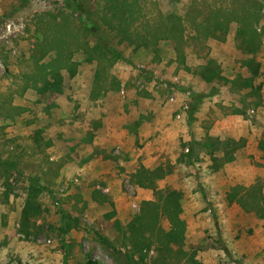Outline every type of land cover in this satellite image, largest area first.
I'll return each instance as SVG.
<instances>
[{
    "label": "rangeland",
    "instance_id": "obj_1",
    "mask_svg": "<svg viewBox=\"0 0 264 264\" xmlns=\"http://www.w3.org/2000/svg\"><path fill=\"white\" fill-rule=\"evenodd\" d=\"M73 1L28 15L0 39V264H86L90 258L97 264H154V245L141 254L126 234L142 202L156 199L154 188L132 180L140 165L147 167L142 160L152 144L159 148L152 153L158 160H149L153 165L148 168L172 167L156 186L181 193L183 249L201 264L243 263V248L226 246L228 255L219 241L225 243L229 229L232 241L254 228L257 237L251 240L264 238L258 232L264 220L228 199L232 187L249 186L263 175L257 144L264 135V0L257 26L260 48L249 55L236 47L237 23H231L222 40L202 39L204 32L195 29L192 17L182 44L179 32L152 30L150 43L136 46L128 22L120 24L128 15L115 12L113 1L83 0V7ZM116 1L120 11L122 0ZM23 2L0 0V34L11 15L33 0ZM192 2L139 0L134 27L140 30L142 24L148 30L169 11L181 17ZM82 19L99 26L124 59L106 54ZM207 59L217 62L223 79L208 82L197 74ZM248 61L257 63L256 74ZM251 88L258 92L252 94ZM189 91L208 95L191 119ZM228 116H239L229 131L222 129ZM152 118L167 122L154 130ZM107 124L126 130L124 145L103 134ZM208 134L222 140L244 138L245 146L235 160L213 170L211 157L190 145ZM8 161L12 169L4 164ZM61 210L68 215L64 220ZM160 224L170 227L166 218ZM94 232L109 242L98 240Z\"/></svg>",
    "mask_w": 264,
    "mask_h": 264
},
{
    "label": "trees",
    "instance_id": "obj_2",
    "mask_svg": "<svg viewBox=\"0 0 264 264\" xmlns=\"http://www.w3.org/2000/svg\"><path fill=\"white\" fill-rule=\"evenodd\" d=\"M111 1L114 2L115 12L121 13L123 18L125 14H122V11L128 15L125 21H120V24L124 25L126 21L128 22L127 25L131 27V29H129V35L132 34V36L137 37L130 41L134 42L136 46H147L151 41L152 30H159L165 34L169 33L170 35H175L176 32H179L180 40L178 44H182V36H184L185 31L188 29L185 24H188L189 18L193 17L195 29L199 28L201 32H204L201 36L202 39L205 37H214L222 40L228 34L231 23H237L239 27L236 31V47L248 55L256 53L260 48L261 34L257 31V26L262 17V0H211L209 3H207L208 0H193V4L185 10L183 16L180 17L173 11H169L165 16L160 18L161 22L150 26L148 30L146 27H143L142 24L139 30V28H135L133 24L137 14L140 12L139 9H136L139 0H134L133 2L120 0L122 2L120 11L118 10L119 8L115 7L119 5L117 1ZM169 1L175 3L177 0ZM73 2V5L83 7V0H74ZM131 3H134L133 6ZM26 4L27 0H24L23 6ZM198 5L203 7L200 8ZM109 10L110 8L106 9V12ZM203 11L205 12L203 13ZM159 16H161V13L158 17ZM120 19L121 18H118V20ZM82 20L95 38L99 40L106 54H109L111 58L116 60L124 59L122 53L106 41L104 35L100 32L99 26L89 19ZM147 23L149 24V21ZM105 24L110 25L109 23ZM148 24L147 26H149ZM145 32L147 34H145ZM196 34L198 33L195 32V36ZM154 39L155 38H152L153 41ZM156 41H154V43H156ZM204 43L205 40L200 41L201 47L206 48ZM244 64H247V61H245ZM248 64L253 68L252 72L256 74L257 63L255 61H248ZM197 74L208 82L216 79H223L220 75L219 65H217L214 59H207L202 65L200 72ZM229 82L231 85H236L234 84L235 81ZM247 86H250V84L242 85V87ZM176 87L180 90L182 89L177 85ZM253 91L258 92V88H254L252 94H254ZM189 95L191 97V103L190 110L188 111V119H191L194 112L197 110L199 101L208 95L192 91H189ZM233 112L241 113L243 111L241 109H234ZM245 142L244 138L235 139L230 137L222 140L208 134L200 143H195L192 140L190 145L197 144L209 155L213 161L212 169L216 170L218 165L235 160L237 152L245 146ZM257 147L261 153V158L264 160V135L259 139ZM4 164H6L9 169L13 168L11 161L4 162ZM262 166L263 175L257 177L249 186L235 185L232 187L230 193H228V199L238 204L244 212L255 214L258 218L264 220V163ZM171 168L172 167L168 164H161L154 168L140 165L132 175L133 182L138 184V186L154 188L156 190V199L142 202L141 212L128 223L126 234L130 239L134 240L131 243L132 247L141 254L144 249H150L151 246L154 245L157 251L154 264H201L196 260L193 253L185 251L182 247L185 234V221L180 216L182 212L180 191L169 187L159 189L156 186L158 180L164 178L171 172ZM25 210H28V204H26ZM60 214L63 220L68 216L62 210ZM161 218H166L169 221L170 227L168 230H165L161 226ZM94 235L100 241L109 242L108 238L99 232H94ZM219 243L222 250L229 255L226 244L222 240H220ZM63 245V249L65 250L64 253H67L65 243H63ZM64 264H67L66 260H64ZM86 264H97V261L90 258ZM133 264L140 263L138 261L133 262ZM238 264L243 263L238 262Z\"/></svg>",
    "mask_w": 264,
    "mask_h": 264
},
{
    "label": "crops",
    "instance_id": "obj_3",
    "mask_svg": "<svg viewBox=\"0 0 264 264\" xmlns=\"http://www.w3.org/2000/svg\"><path fill=\"white\" fill-rule=\"evenodd\" d=\"M261 56V55H260ZM162 116V113L160 114ZM166 118L168 120V115L166 113ZM166 119H161L159 120L161 123H159L158 121L154 120L152 118V122L150 123L152 127H154V130H156V127L159 129L157 124H160V129L163 128V124L165 122H167ZM236 120H239V116L233 117V116H228L225 121L226 123H224V125L222 126V129L224 130H231V129H235L236 125L232 126V124H230V122H235ZM164 130H166V128H164ZM103 134L108 135L107 138L110 139L112 138L110 141L111 142H115L116 144L119 143L121 145L125 144V139L127 137V133L126 130L121 128V126H114L113 124H107L105 125L104 129H103ZM126 136V137H125ZM167 137L169 136H164L162 135L161 138H163L164 140H167ZM124 138V141H122L121 139ZM190 137L184 136V140H188ZM104 141H98L99 144H103ZM150 149H152V152H150V154L143 158L142 162L148 167L157 163V156L152 157V153L154 151L159 150V148H155V145L152 144ZM149 160H152V164L149 163ZM10 228V227H9ZM228 228V227H227ZM258 232H261L262 236H264V223L260 225V227L258 228ZM230 232H232V230L229 229L228 232V238H226L224 241L226 243V246L230 249V245L231 244H235L237 246H239L240 248H243L242 252H244V261L243 264H264V238L259 242H254L251 240V237H257V234H255V232H257V230H255L254 228V233L250 234L249 236L247 235H243L246 236L245 238H243V236L237 240V241H232V239H230ZM227 234V233H226ZM246 234V233H245ZM222 237L224 238L225 235ZM248 237V238H247Z\"/></svg>",
    "mask_w": 264,
    "mask_h": 264
},
{
    "label": "water",
    "instance_id": "obj_4",
    "mask_svg": "<svg viewBox=\"0 0 264 264\" xmlns=\"http://www.w3.org/2000/svg\"><path fill=\"white\" fill-rule=\"evenodd\" d=\"M46 1H53V0H33V2L30 5L16 11L13 15H11V17L8 19L5 30L3 31V33L0 34V39L6 38L15 29L20 27L23 24L24 19L28 15H31L32 13L38 10H46V9L56 10L55 7L59 8L64 3L65 0H57V2L54 3L53 5H45L44 3ZM0 68H4L1 59H0Z\"/></svg>",
    "mask_w": 264,
    "mask_h": 264
}]
</instances>
